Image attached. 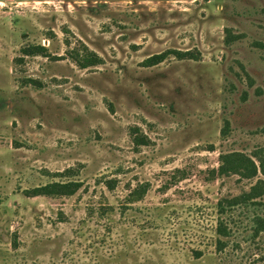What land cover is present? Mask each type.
<instances>
[{
    "label": "rangeland",
    "instance_id": "rangeland-1",
    "mask_svg": "<svg viewBox=\"0 0 264 264\" xmlns=\"http://www.w3.org/2000/svg\"><path fill=\"white\" fill-rule=\"evenodd\" d=\"M166 51L198 58L142 67ZM262 148L264 0H0V264H264L251 209L215 249L217 201L264 181L219 154ZM53 182L81 187L23 193Z\"/></svg>",
    "mask_w": 264,
    "mask_h": 264
},
{
    "label": "trees",
    "instance_id": "trees-1",
    "mask_svg": "<svg viewBox=\"0 0 264 264\" xmlns=\"http://www.w3.org/2000/svg\"><path fill=\"white\" fill-rule=\"evenodd\" d=\"M226 36L224 42L226 44L231 43L236 39L234 35L230 33L228 29H225ZM23 56H42L48 57L47 51L44 47L35 46L27 47L21 50ZM72 51L69 53V57L81 68L97 66L100 64V59L96 55L89 53L86 50ZM172 55L178 60L194 59L198 58V55H194L192 52H179V51H166L160 54L152 55L145 59L141 65L145 68L156 66L163 62L167 56ZM226 128L221 131L222 135H225ZM137 145H143L144 140L136 137L134 139ZM253 157L258 162V167L248 156L239 152L221 153L218 157L217 175L219 177H225L230 175H239L245 179H251L257 175V169L264 176V148L254 153ZM112 181L106 182L108 189L112 190ZM264 186V181H258L255 186L251 187L249 193H246L240 197H234L232 199H219L216 203V225H215V249L216 251H222L226 244L231 230L228 227L227 222L232 221L231 215L233 211L240 209L242 214L252 210V223H253V237L257 236L260 232L264 231V218L259 214H256L255 209L262 206L260 202L251 201L256 195V191ZM81 187L80 182H67V183H47L43 186L33 188L31 190L24 191V195L27 197L38 196H71ZM264 191V189H263ZM239 212V213H240Z\"/></svg>",
    "mask_w": 264,
    "mask_h": 264
}]
</instances>
